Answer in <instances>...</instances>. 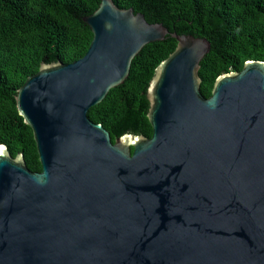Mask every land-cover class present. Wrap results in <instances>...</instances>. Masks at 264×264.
I'll list each match as a JSON object with an SVG mask.
<instances>
[{
	"label": "water",
	"instance_id": "water-1",
	"mask_svg": "<svg viewBox=\"0 0 264 264\" xmlns=\"http://www.w3.org/2000/svg\"><path fill=\"white\" fill-rule=\"evenodd\" d=\"M71 63H40L16 90L40 172L0 143V264H264V61L200 91L210 42L100 0ZM174 50L146 89L148 138L114 142L87 112L143 46Z\"/></svg>",
	"mask_w": 264,
	"mask_h": 264
},
{
	"label": "trees",
	"instance_id": "trees-1",
	"mask_svg": "<svg viewBox=\"0 0 264 264\" xmlns=\"http://www.w3.org/2000/svg\"><path fill=\"white\" fill-rule=\"evenodd\" d=\"M132 8L149 23L170 32L210 42L200 61V91L209 97L215 78L241 70L246 60L264 61V0H112ZM100 0H0V143L14 157L22 153L34 172L41 165L31 128L15 106L16 90L35 74L40 63H71L80 59L92 39L83 21ZM166 35L143 46L132 59L125 81L89 108L88 118L109 132L111 141L124 133L150 137L146 89L156 66L175 48Z\"/></svg>",
	"mask_w": 264,
	"mask_h": 264
}]
</instances>
